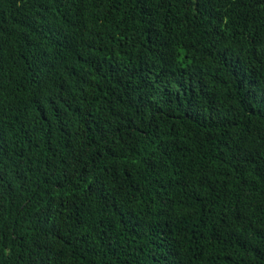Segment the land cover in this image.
<instances>
[{"label":"trees","instance_id":"obj_1","mask_svg":"<svg viewBox=\"0 0 264 264\" xmlns=\"http://www.w3.org/2000/svg\"><path fill=\"white\" fill-rule=\"evenodd\" d=\"M0 264H264V0H0Z\"/></svg>","mask_w":264,"mask_h":264}]
</instances>
